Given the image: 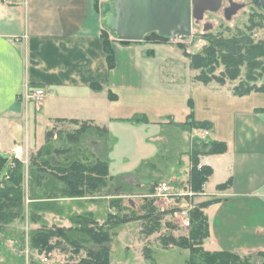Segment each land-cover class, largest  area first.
I'll return each instance as SVG.
<instances>
[{"label": "crops", "instance_id": "crops-1", "mask_svg": "<svg viewBox=\"0 0 264 264\" xmlns=\"http://www.w3.org/2000/svg\"><path fill=\"white\" fill-rule=\"evenodd\" d=\"M103 2L0 0V152L8 151L17 158L14 149L21 146L29 157L46 144L49 131L56 127L74 131L86 123L108 132L104 143L93 139V150L88 155L108 161L115 179L130 183L132 175L147 164L159 163L165 146L166 149L174 146L173 154L169 152L174 161L166 173L182 166L185 174L163 180H174L180 185L189 181L193 137H206L203 132L208 130L211 139L206 141L225 142L227 149L219 154L200 155L201 165L210 166L213 174L195 202L216 199L204 209L210 236L203 247L211 252H264V89L238 95L229 82L198 80L199 70L191 64L189 80L184 82L177 70L179 63L185 67L182 61L169 54L161 60L156 58L160 51L176 56V45L145 39L124 45L108 31L116 61L111 68L103 37L106 29ZM128 78L139 83L128 84ZM161 86L166 88L164 94L174 97L173 101L163 107L128 105V98L153 100L154 95L158 97L161 93H158ZM34 87H42L46 92L41 103L26 97L29 88ZM198 94L215 95L213 110L223 103L218 101L227 99L226 117L217 112L198 115L197 108L191 109L197 104ZM211 107L209 104L206 108ZM191 118L206 121L210 127H189L185 123ZM125 121L143 131L148 141L159 144V148L155 146L141 161H134L123 152L124 166L114 169ZM32 128L46 131L41 145L37 140L32 142ZM189 129H194V134ZM20 132H23L21 139ZM174 172L181 174L178 169ZM146 179L142 177V186ZM223 184L227 185L220 187ZM118 193L126 202L125 193L122 190ZM112 198H59L60 215L46 213L44 220L50 226L70 228L74 215L91 213L102 225L113 211ZM100 200L107 202L108 211L99 219L94 214L98 209L94 202Z\"/></svg>", "mask_w": 264, "mask_h": 264}, {"label": "trees", "instance_id": "trees-1", "mask_svg": "<svg viewBox=\"0 0 264 264\" xmlns=\"http://www.w3.org/2000/svg\"><path fill=\"white\" fill-rule=\"evenodd\" d=\"M103 37L107 60L109 66L113 68L116 64L115 52L111 46L107 29H105ZM145 40L168 42L171 39L161 37L157 32H152L146 35ZM208 42L209 44L205 46L203 52L190 53L186 51L191 59V67L202 71L196 77L198 80L208 83L215 79L217 82L224 84V78L208 75L209 72L213 73L215 71L216 65L220 62L226 65V73L232 79L238 77L241 66L245 65L248 83L255 81L254 72L257 69L264 72V40L255 43L249 34L241 30L232 37L210 35ZM98 87L95 88L99 89ZM240 87H242V84L235 88V93L238 95H244L257 89L256 84L247 85L246 88ZM259 88L264 89V85ZM185 124L196 128L210 127L208 122L197 121L192 118ZM93 132L104 134V138L108 136L106 130L97 127L95 129V127L88 126L86 123L81 124L77 130L65 134L64 140L69 146L63 144L60 150L55 151H58L59 154L62 152L67 153V159L59 160L52 154L53 144L50 141L52 131H49L46 144L31 156L28 165L15 157L6 174H4V171L9 159L0 153V227L13 223L18 218H23L25 213L24 183L28 175L29 190L33 200L29 218L33 223L42 222L41 227L31 234L30 244L32 249L37 250L39 253L45 252L48 254L60 246L62 244L61 240H63L65 243L73 245L77 253L81 249H86V257L75 264H112L109 244L113 236L112 230L116 226L133 220L148 219L157 222L159 217L166 211L162 214L158 213L154 218L153 209L147 214L137 215L135 212H129L121 206L122 200L118 197L120 194L115 193L119 191L113 190L121 187L124 182L115 179V176L112 175L110 163L100 158L88 160L86 157L80 156L83 152H81V146L77 145L83 141L84 135L93 134ZM226 149L227 144L225 142L197 140L195 147L190 152L192 167L189 176V183L196 192H203L205 184L213 174V169L210 166L201 165L200 155L219 154L225 152ZM226 185L223 184L220 187ZM156 186L152 193L155 192ZM36 189H41L43 193L35 194ZM113 195L117 196V198H112L110 202L113 211L108 214L105 223L102 225L93 218L91 213L73 216L71 218L73 226L70 228L50 227L45 220L41 221L39 217L38 211L54 210L52 206L57 204L52 203V206H48L40 204L41 202H51L59 198H96L98 196ZM214 201L216 199L200 202L191 211L190 246L193 247L195 253L199 254L200 260L197 261L195 257H192L189 264H264V252H259L256 255L257 258H261L258 261L252 255L243 256L232 251L211 252L200 247L210 236L209 222L204 209ZM148 204L152 205L150 202ZM157 228V224L146 225L145 231L151 234ZM54 239H57L55 243H53ZM88 240H91L92 244L86 245L85 242ZM36 264L44 263L39 262Z\"/></svg>", "mask_w": 264, "mask_h": 264}, {"label": "rangeland", "instance_id": "rangeland-1", "mask_svg": "<svg viewBox=\"0 0 264 264\" xmlns=\"http://www.w3.org/2000/svg\"><path fill=\"white\" fill-rule=\"evenodd\" d=\"M113 1L114 0H104L102 4L110 3L112 5ZM236 1L244 3L245 7L244 9L237 12L230 20H228L224 16L223 9H221V11L217 14L207 13L205 19L202 22H197L195 20L193 24V34L190 37H187L185 39H171L168 41L178 47L179 50L177 49L176 56L172 53L160 51L156 53V58L158 60H161L163 58H166L167 54H169L170 57L173 58L174 56L180 61H182L185 64V67H183L182 63H179V67L177 68V70L181 71V79L186 82L189 80L190 77L189 70L191 64L190 56L186 54V51L190 53L203 52L205 46L209 44L208 40L210 35L232 37L233 35L238 34L242 30L246 32V34H249L251 38L255 41V43L264 40V14H262L256 6L254 8L252 0ZM111 9L114 10L113 5ZM206 24H212V27L205 28ZM149 45H151V43H149ZM166 69L168 70L169 68L167 67ZM201 72L202 71L199 70L197 76L200 75ZM254 73L256 76L255 81H251L250 83H248L247 68L245 65H243L240 68L238 77L232 79L226 73V65L223 62H220L216 65L215 71L213 73L209 72L208 75H214L224 78L225 83L229 82V84H231L232 86L231 89L233 90H235V88H238V86L241 84L242 87L240 88H246L247 85L256 84V90H259V87L264 85V72H262L261 69H257ZM176 77L179 76L177 75ZM126 81V83L131 85H137V83H139L137 80H132L129 78ZM212 81L216 80L214 79ZM165 89L166 88L164 86H161V89L158 88V93L160 91L161 93H159L158 97L154 95L153 100L144 97L128 98V105H139L141 107H153L154 105H161V107H163L164 104H167L174 100V97L170 98V96L164 94V92H166ZM200 99H203V102ZM221 100L222 101L218 102L223 103H219L218 106L213 110L215 95L209 97L200 96L198 94L196 102L197 104L191 107V109L197 108L198 115H200V113L216 114L215 112H217V114H221V116L225 118L228 114L227 99L223 98ZM209 104L212 106V109L206 108ZM130 106L128 110H130ZM161 111L162 113H165L163 109ZM132 126V123L128 121L124 124L121 129V135H123V140L122 143L119 144L117 155H115L116 160L113 165L114 169H120L122 166H124L121 164V154L123 152L128 153L130 159L134 161H141L142 159H144V157L148 155L149 152H151V150L154 151L155 146L159 148V144H152L148 141L147 135L143 131L134 129ZM56 128L52 130V138L50 139L53 144L52 154H54L56 159L66 160L67 153L62 152L59 154V152L55 150H60L63 144L69 146V144L65 142L66 140H64L65 134L73 130L69 128L58 130V127ZM189 132H192L194 134V129H189ZM22 133L23 132H20L19 139L22 138ZM30 133L32 142H34V140H37L36 142L38 143V145H41L44 142L46 133L44 128H38L36 130L32 128ZM93 139L101 140L102 143L106 142L104 134H96L95 132H93V134L89 133L88 135H84L83 141H81V143L77 145L81 146V152H83L82 154H80L81 157H86V159L88 160H94L96 158L88 155L93 150ZM198 139L210 140L211 136L208 135L206 137H193V148L195 147V144ZM18 141L22 142L20 140ZM171 148L166 149L165 146L161 156L157 160L159 161V163L155 162L157 167L153 166L155 164H147L145 169L137 172L138 174L132 175L130 183L124 181V184L121 185L120 188L122 192L125 193L127 198L126 202L123 198L121 199V206L125 207V209L129 212L131 211L135 212V214L137 215H142L147 214L150 210L153 209L155 213L154 218H156L158 213L162 214L164 211L166 212L163 213L161 217H159V220L157 222H155L156 220L149 221L148 219L133 220L128 223H123L116 226L112 230L113 236L109 244L111 248L112 264H189V261L192 257H195L197 261L200 260L199 254L195 253L193 247L190 246L191 226H182L180 216L173 211L174 207L172 205L164 203L160 198L155 197L154 193H152L154 187L160 183V180L170 178L172 175H176L177 177L181 175V177H184L185 173L182 169V166L173 168V170L166 173V169L170 167L171 162L174 161V157H171L170 154H173L175 147L173 146ZM182 149H186V147H183ZM35 153L33 152L31 156ZM2 154L3 156L9 159L6 169L4 171V174H6L14 158L13 155L8 151L4 150ZM72 154L74 153L72 152ZM31 156L28 157L24 154V156L20 160L23 161L26 165H28ZM137 165H139V163L135 166ZM175 169H178L181 174H176L174 172ZM143 176L147 177L145 181L147 185L145 184L144 186L141 185V179ZM185 182L186 181H183L181 184H184ZM24 189L25 213L23 218H18L13 223H10L4 227H0V264H36L39 262L42 263L43 256L49 258V261L44 264L78 263L82 258H84L82 256L87 255V251H83L81 249L77 253L75 252V247L73 245L65 243V241L63 240H61L62 244L60 246H58L53 252L48 254L45 252L39 253L37 250L32 249L30 244L31 234L32 232L38 230L41 227L42 222L33 223L30 221L29 218L30 208L33 200L31 199V193L29 190L28 175L26 176ZM113 191H120V189L116 188ZM35 192V194L43 193L41 189H36ZM101 197L103 198V196H98V198ZM112 197L117 198L116 195H113ZM149 202L152 205H149ZM52 203L57 204L55 206H52ZM58 203H60V201L58 200L40 203L42 205H51L52 207H54V210L38 211L41 221L44 220L46 213H54L56 215H60L57 213L59 211ZM94 203L98 207V209L95 210V216L99 219L101 218V216L104 217L106 212L108 211L107 202H105L104 200H100ZM87 204L90 203L87 202ZM48 206L47 208H49ZM46 223L50 226V222L46 221ZM154 224H157V230H155L151 234L146 233V225L151 226ZM53 225L57 226L56 224ZM127 229L128 231H126L124 235H121V233H124V231ZM56 241L57 239H54L53 243H55ZM85 244L90 245L92 244V241L88 240L87 242H85ZM200 247L204 248L203 245H200ZM257 254L258 253L242 255H252L253 258H256L259 261L261 260V258H257Z\"/></svg>", "mask_w": 264, "mask_h": 264}, {"label": "water", "instance_id": "water-1", "mask_svg": "<svg viewBox=\"0 0 264 264\" xmlns=\"http://www.w3.org/2000/svg\"><path fill=\"white\" fill-rule=\"evenodd\" d=\"M222 0H114L102 5L105 27L124 45L142 42L157 32L170 39H185L193 34V21L200 19L209 4L218 9ZM264 13V0H252Z\"/></svg>", "mask_w": 264, "mask_h": 264}, {"label": "built area", "instance_id": "built-area-1", "mask_svg": "<svg viewBox=\"0 0 264 264\" xmlns=\"http://www.w3.org/2000/svg\"><path fill=\"white\" fill-rule=\"evenodd\" d=\"M46 92L42 87L29 88L26 97L29 100L41 103L45 98ZM209 134L208 130L203 132L204 136ZM17 158L22 159L24 150L21 146L14 149ZM202 192H196L189 181L177 185L174 180H163L155 188L154 196L160 198L164 203L172 205L174 212L180 216L181 225L191 226V211L197 205L195 198ZM49 258L43 256L42 263H47Z\"/></svg>", "mask_w": 264, "mask_h": 264}, {"label": "flooded vegetation", "instance_id": "flooded-vegetation-1", "mask_svg": "<svg viewBox=\"0 0 264 264\" xmlns=\"http://www.w3.org/2000/svg\"><path fill=\"white\" fill-rule=\"evenodd\" d=\"M253 5L255 8L256 5L254 3H253ZM210 7H214V4L213 3L209 4V8L204 11L202 18L195 19V20L197 22H202L205 19V16L207 13H214V14L216 13L217 14L221 11V9H223L224 16L228 20H230L237 12L244 9L245 4L238 2L236 0H222L218 9L213 10ZM253 13H255V12H253ZM195 20L193 21V24H194ZM211 27H212V24H206L205 25V28H211Z\"/></svg>", "mask_w": 264, "mask_h": 264}]
</instances>
